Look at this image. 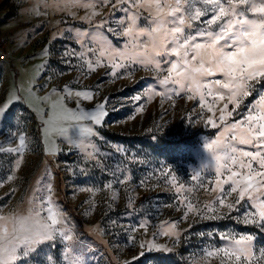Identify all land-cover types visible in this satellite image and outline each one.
Here are the masks:
<instances>
[{"label": "rangeland", "instance_id": "obj_1", "mask_svg": "<svg viewBox=\"0 0 264 264\" xmlns=\"http://www.w3.org/2000/svg\"><path fill=\"white\" fill-rule=\"evenodd\" d=\"M92 2L81 0V5ZM93 10L97 15L90 16ZM133 12L139 13L137 27L147 28L151 14L133 7L131 0L96 2L94 9L68 0H0V108L5 109L0 116V216L27 215L34 190L50 182L54 205L73 237L70 242L42 244L18 264H47L49 255L62 264L67 243L83 264H222V259L232 264L218 250L230 247L232 237L246 235L253 236L255 244L247 264H264V221L244 222L250 214L258 219L247 197L239 203L235 193L224 197L226 204L234 205L231 209L218 203L219 194L211 191L214 160L204 147L227 125L244 120L264 93V83L243 97L239 107L227 98L217 102L213 115L198 98L189 100L190 93L175 95L177 85L160 83L173 57H158L159 71L120 57L115 62L125 67L113 68L107 56L100 57L105 42L130 55L141 50L132 47L133 37L123 34ZM211 15L193 21L186 32L196 35ZM248 16L253 18L252 13ZM211 27L219 31L218 24ZM146 39L140 36L136 43ZM101 103L106 115L94 124L86 114ZM225 103L232 115L221 122L219 110ZM65 109L81 118H66ZM210 117L216 127L208 124ZM88 127L95 135L80 131ZM59 128L66 136L56 131ZM21 135L28 149L14 167L17 154L9 149L19 145ZM253 167L258 169L255 163ZM197 172L199 179L194 180ZM9 175L13 178L7 179ZM181 184L184 191L178 193ZM189 201L197 211H187ZM240 264H245L243 257Z\"/></svg>", "mask_w": 264, "mask_h": 264}, {"label": "snow or ice", "instance_id": "obj_2", "mask_svg": "<svg viewBox=\"0 0 264 264\" xmlns=\"http://www.w3.org/2000/svg\"><path fill=\"white\" fill-rule=\"evenodd\" d=\"M96 2L102 4L106 0H93L92 3L83 5L81 0H68L73 6L92 9ZM131 3L135 8L147 9L151 14V23L147 28L139 29L137 27L139 13L133 12L129 17L130 24L123 34L133 37L130 41L133 48L141 49L132 55L127 51L113 49L107 42L104 43L100 57L107 56L113 68L125 67L123 63L115 62L116 58L120 57L121 60L127 58L144 65H153L155 70L159 71L161 61L157 58L173 57L174 59L167 61L170 65L167 68L168 75L160 83L177 85L178 90H173L175 95L190 93L187 96L189 100L198 98L201 106L207 108L213 115L217 102L227 98L229 103L239 107L243 97L256 91L257 84L264 83V0H260L259 3L256 0H131ZM197 3L201 4V7H196ZM209 12L212 15L203 21L205 28L199 29L196 35L186 32L193 21L200 20ZM248 13H252L253 18H249ZM94 15L97 13L93 10L90 16ZM217 24L219 31L211 27ZM140 36L147 39L137 44ZM56 38L54 35L53 39ZM44 54H48L47 48ZM80 55L83 56V53ZM95 63L96 66H100V58ZM88 67L94 70L92 62H88ZM217 74L223 79H209ZM150 92L154 95L167 96V93H158L154 90ZM69 94L71 95V92ZM75 95L83 96L84 99L92 98L87 92H76ZM208 97H211V102L208 101ZM167 98L171 99L170 96ZM219 111L221 122L232 115V112L228 111V103ZM4 114L5 109L0 108V116ZM65 114L66 118L77 120L81 118L69 109H65ZM104 115H106L104 104L101 103L97 105V111L86 114V118L94 124H100ZM207 122L216 127L213 118H208ZM45 123L50 124L51 119ZM48 131L46 128L45 132ZM56 131L66 136L65 129L59 128ZM80 131L95 135L90 127L82 128ZM228 133H231V136L225 140ZM68 140L77 146L71 137H68ZM241 145L250 146L253 150H245L240 147ZM204 147L214 160L211 174L216 179L211 191L219 194L218 203L231 209L234 205L226 204L224 197L235 193L236 203L247 197L257 208L255 217L258 219L250 214L244 218V222L260 224L264 221V93L260 94L259 100L244 120L227 125L216 140L205 142ZM27 149L26 137L19 136V145L9 149L10 153L17 154L14 167H19V157ZM0 151H3L2 144ZM88 155L92 156L91 153ZM254 163L258 165V169L253 167ZM12 178V175L7 177ZM192 178L199 179V172ZM225 185L228 187L225 188ZM176 191L178 193L184 191V185L181 184ZM186 191L190 193L192 189ZM206 208L213 211L210 205H206ZM44 211H47V216L42 215ZM187 211H197L190 201L187 203ZM141 227L146 225L142 224ZM172 228H175V225H172ZM71 231L72 229H66L65 217L54 205L50 182L38 185L33 192V198L29 201L27 215L0 216V264H18L19 260L35 254L42 244L52 246L53 242L57 241L70 242L73 240ZM254 248V237L246 235L239 239L232 237L231 246L218 252H223V257L232 264H240L242 257L247 264L253 257ZM260 251L261 257H264V250ZM218 252H209L208 255H217ZM62 254V264H83L82 257L75 255V248L71 243L66 244ZM46 259L47 264H56L54 257L49 255ZM222 264H226L224 259Z\"/></svg>", "mask_w": 264, "mask_h": 264}, {"label": "clouds", "instance_id": "obj_3", "mask_svg": "<svg viewBox=\"0 0 264 264\" xmlns=\"http://www.w3.org/2000/svg\"><path fill=\"white\" fill-rule=\"evenodd\" d=\"M207 151V150H206ZM208 152V151H207ZM212 156V155H211Z\"/></svg>", "mask_w": 264, "mask_h": 264}]
</instances>
